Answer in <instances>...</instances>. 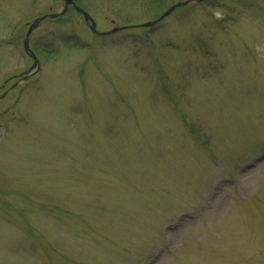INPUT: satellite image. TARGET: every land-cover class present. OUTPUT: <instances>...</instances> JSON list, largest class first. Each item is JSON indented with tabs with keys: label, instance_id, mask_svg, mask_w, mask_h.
Returning <instances> with one entry per match:
<instances>
[{
	"label": "rangeland",
	"instance_id": "374dc122",
	"mask_svg": "<svg viewBox=\"0 0 264 264\" xmlns=\"http://www.w3.org/2000/svg\"><path fill=\"white\" fill-rule=\"evenodd\" d=\"M75 1L133 27L31 32L40 69L0 98V264H264V0L148 28L181 0ZM61 8L0 0V87Z\"/></svg>",
	"mask_w": 264,
	"mask_h": 264
},
{
	"label": "water",
	"instance_id": "95a60500",
	"mask_svg": "<svg viewBox=\"0 0 264 264\" xmlns=\"http://www.w3.org/2000/svg\"><path fill=\"white\" fill-rule=\"evenodd\" d=\"M63 1V7L58 11V12H55V13H51V14H47V15H43V16H40L36 19L33 20V22L30 24V26L28 27L27 29V32H26V36H25V39H24V48L26 50V52L32 56L34 59H35V62H34V65L33 67H35V70L38 69V61H37V58L35 57L34 53L29 49V46H28V37H29V34L30 32L35 28V26L43 19L45 18H57V17H60L62 16V14L66 11L67 7L68 6H72L76 11H78L79 13L82 14L84 20L86 23H89V28L91 29V31L96 32V23L95 21L92 19V17L86 12L84 11L82 8H80L74 0H62ZM194 1H200V0H186V1H183V2H178L176 3L175 5L171 6L168 10H166L159 18V19H162L163 17H165L166 15H168L175 7L177 6H181V5H186L190 2H194ZM158 20H154V21H150V22H147L145 24H143L144 26H150L152 24H154L156 21ZM120 28L117 27V28H114L112 29L111 31H108V32H103L101 34H107V33H112L114 31H117L119 30ZM16 85V84H14ZM13 85V86H14ZM5 93H3L2 95H4ZM1 97V96H0Z\"/></svg>",
	"mask_w": 264,
	"mask_h": 264
},
{
	"label": "flooded vegetation",
	"instance_id": "af4514ba",
	"mask_svg": "<svg viewBox=\"0 0 264 264\" xmlns=\"http://www.w3.org/2000/svg\"><path fill=\"white\" fill-rule=\"evenodd\" d=\"M30 67L27 69H25L24 71L22 70L21 72L15 73L13 74L11 77L7 78L4 83L5 85L8 83V87L13 85L14 83H17L19 81H21L22 83L18 84L17 86H20L21 84H23L25 82L24 79H22L24 76H34L35 74H29L30 73ZM5 85L3 87H5ZM16 86V87H17ZM15 88V87H14Z\"/></svg>",
	"mask_w": 264,
	"mask_h": 264
},
{
	"label": "trees",
	"instance_id": "16d2710c",
	"mask_svg": "<svg viewBox=\"0 0 264 264\" xmlns=\"http://www.w3.org/2000/svg\"><path fill=\"white\" fill-rule=\"evenodd\" d=\"M152 2H154V1H152ZM149 4H151V2Z\"/></svg>",
	"mask_w": 264,
	"mask_h": 264
}]
</instances>
